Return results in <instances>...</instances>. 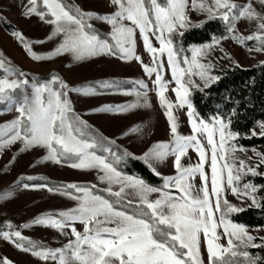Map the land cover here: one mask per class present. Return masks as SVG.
Listing matches in <instances>:
<instances>
[{
	"label": "snow or ice",
	"instance_id": "obj_1",
	"mask_svg": "<svg viewBox=\"0 0 264 264\" xmlns=\"http://www.w3.org/2000/svg\"><path fill=\"white\" fill-rule=\"evenodd\" d=\"M108 6L111 11L101 13L68 0H27L20 15L26 19L35 15L50 25V31L44 40L37 41L29 40L15 28L11 35L34 61L62 54L70 57L72 64L98 56L135 60L151 80V89L144 79L127 81L132 84L130 89H125L124 82L116 79L71 85L55 71L41 78L0 54V114L14 112L11 119L0 123V151L17 144L18 152L42 151L40 160L68 163L78 170H95L96 180L104 185L76 182L50 185L43 177H17L0 190V200L12 197L14 189L23 187L46 189L74 200L75 204L41 212L18 226L5 219L0 222V239L30 253L42 264L49 261L55 264H239L237 257H243L245 264H259L260 257H251L246 249L264 247V236H254L245 224L229 219L232 213L243 209L225 196L230 190L233 195L240 193L259 206L256 193L264 190V185L244 183L242 190L236 185L242 182L245 172L260 176L264 173H257L251 166V157L236 155L247 149L236 142L241 134L230 127L235 107L227 113L218 108L210 117L211 123L198 119L191 90L200 87L193 75L203 81L204 88L220 79L212 74L216 65L208 57L221 40L229 36L238 44L254 40L255 51L264 53V0H255V4L253 0H108ZM189 11L202 14L204 19L194 23ZM0 20L6 18L0 17ZM212 20L222 22L224 34L212 35L209 41L199 45H189L187 51L191 52V59L184 55L181 67V54L185 49L177 45L184 30ZM241 20L254 24L255 30L243 35L238 29ZM95 21L106 23L108 31H97ZM137 31L144 50L151 57L150 63H145L136 52ZM150 37H154L159 47L154 46ZM52 40L56 43L50 50H33V43ZM164 55L167 70L175 82V87L171 88L175 101L164 95L169 86L163 75ZM228 58L231 59L230 54ZM109 90L133 94L135 99L124 104H100L88 108L86 113L75 109L73 94L91 96ZM150 91L155 92L158 103L166 109L163 114L170 137L153 142L139 156L84 118L86 114L150 108ZM174 105L186 108L189 135L179 131V121L173 115ZM256 125L260 131L249 130L250 135L264 137V121L258 120ZM144 127V124H133L121 136L143 134ZM198 133L206 134L210 146V188L205 171L207 156ZM214 137H218V143ZM189 148L196 152L199 160L185 165L182 157L187 156ZM251 151L260 158L259 163L264 164V153L254 147ZM169 157H172L174 173L164 175L158 165ZM128 158L141 160L162 183L152 185L143 178L127 175L121 166ZM15 160L16 156L12 155L4 168ZM218 160L225 162L218 167ZM197 174L199 184L192 179ZM35 179L44 182H23ZM77 222L82 225V231L75 226ZM30 226L50 227L61 237L69 238L53 248L24 236L20 229ZM257 239L261 241L259 245L254 244ZM0 264L14 262L3 257Z\"/></svg>",
	"mask_w": 264,
	"mask_h": 264
},
{
	"label": "rangeland",
	"instance_id": "obj_2",
	"mask_svg": "<svg viewBox=\"0 0 264 264\" xmlns=\"http://www.w3.org/2000/svg\"><path fill=\"white\" fill-rule=\"evenodd\" d=\"M26 2L27 0H0V17H5L6 20L4 21L12 26V30L8 31L2 26L0 20V54L11 59L14 64L40 77L55 71L71 85L83 84L87 81L97 79H118L124 82L123 87L125 89H130L132 87L131 83H128L131 87H125L127 81L144 79L148 83L149 88H152L151 80L144 75L143 69L135 60L121 61L110 56H98L89 58L79 64H72L70 62V57L63 54L42 61L32 60L24 51L22 45L11 35L12 31L14 28L19 29L24 36L31 41L44 40L50 31V25L40 21L35 15L31 18H23L20 15V11ZM72 2L81 5L86 10H95L101 13L111 11V8L108 6V0H72ZM240 2H243V0H240ZM253 2L255 4V0H253ZM256 6L259 7L258 5ZM188 15L194 23L204 19L202 14H197L195 11H189ZM94 25L100 32L108 31V25L102 21H95ZM238 29L243 35H248L255 30V26L254 24H247L245 20H241L238 23ZM150 39H152L154 46L159 47L154 37H150ZM55 43V40L33 43L32 47L34 51L44 52L50 50ZM255 46L256 42L254 40L246 41L244 44L234 42L230 36L221 40L220 45L217 46L208 57V59L216 65L212 70V74L216 75L215 71L222 67H232L234 65L247 67L264 61V53L255 51ZM221 48L223 51H221ZM187 49L188 47L185 49V52L181 54V67H183L184 55H187L188 58L191 59V52L187 51ZM136 52L143 58L145 63H150L151 57L144 50L138 31ZM228 54L231 55V59L228 58ZM162 60L165 64L164 79L169 81L168 89L164 95L167 99L175 101V94L171 91V88L175 87V82L172 80L171 72L167 70L166 55L162 56ZM233 60L236 61L235 64L232 62ZM193 80L199 84L200 87L204 86L203 81L195 75H193ZM149 98L151 101L150 108L141 107L124 113L86 114L84 118L89 120L92 125L101 129L106 135L117 138V143L127 147L132 153L141 155L153 142L157 140H168L170 137L167 118L163 114L166 109L160 106L154 91L149 92ZM72 99L75 109L78 112L86 113L88 108L96 107L100 104H124L134 100L135 96L130 93L123 94L109 90L103 94L91 96L73 94ZM185 113L186 108L181 109L177 105L173 106V115L176 116L179 121V131L184 135H189L191 129L187 123ZM13 115L14 112L0 114V123L11 119ZM197 118L199 119V117ZM133 124H144L143 134L134 133L128 136H121V133ZM253 130L257 133L260 131L257 125ZM197 137L201 140L205 148V154L207 156L205 171L209 176L208 186L210 188L211 173L208 167V165L211 164L210 146L207 144L206 134L198 133ZM214 139H216L217 143L219 142L218 137H214ZM18 147L19 145L17 144L13 145L11 149L0 151V190L5 189L21 175L25 177L44 175L50 180L63 183H96L100 187L104 186L99 185V182L96 180L95 170H78L71 168L68 163L55 164L51 161H43L40 160V157L43 155L42 151L28 150L25 152H18ZM253 147L258 152L264 153V145H258L245 147L247 151L237 152L236 155L242 158L251 157V160L259 162L260 158L251 151ZM12 155L16 156L15 162L8 168H4V165ZM217 155H219V153ZM198 160L199 157L191 148L188 149L187 156L182 157V162L185 165L189 163L195 164ZM224 162L225 161L218 160V167ZM235 163L238 164V161ZM158 170L164 175L173 174L172 157H169L165 163L158 165ZM247 174L249 173L245 172L242 182L236 185L241 190L243 189L244 183H250L249 180L245 179ZM192 179H194L195 183L199 184L198 174ZM154 195L155 194H153V198ZM225 198L240 208L255 206L248 197H241L240 193L233 195L230 190L226 192ZM74 204V200L60 194L49 193L46 189H25L23 187H18L14 189L12 197L6 200H0V222L8 219L18 226L21 223L29 221L41 212L64 209L72 207ZM75 226L78 230L82 231V225L79 222H77ZM262 227L264 226L254 228L247 227V229L254 236L260 237L264 236V230H258ZM20 230L24 236L41 241L53 248L61 246L62 243L66 242L69 238L61 237L56 230L44 226H30L29 228ZM220 231H222V229ZM221 242L226 243L224 240ZM254 244H256V241H254ZM3 257L12 260L14 264H42L38 258L32 257L30 253L18 250L12 244L0 239V258ZM204 259L206 260V252ZM48 264H55V262L49 261Z\"/></svg>",
	"mask_w": 264,
	"mask_h": 264
},
{
	"label": "trees",
	"instance_id": "obj_3",
	"mask_svg": "<svg viewBox=\"0 0 264 264\" xmlns=\"http://www.w3.org/2000/svg\"><path fill=\"white\" fill-rule=\"evenodd\" d=\"M68 2L73 3L72 0H68ZM1 22L6 30H12L10 24L4 20H1ZM97 31L99 30L97 29ZM223 34L224 28L220 20L208 21L200 26H193L184 30L177 47L186 49L189 45H198L209 41L212 35L220 36ZM215 73L216 76L220 77L219 80L211 83L206 88L203 86L191 90V99L198 117L204 118L210 123V117L217 113L218 108L222 112L227 113L235 107L236 113L232 117L230 127L233 131H238L241 134L236 142L245 147L264 145V137L259 135L252 136L249 131L254 129L256 121H264V64L259 62L247 67L239 65L222 67L217 69ZM44 77L41 76V78ZM125 87L128 88L131 85L127 83ZM251 166L256 168L257 173H264V164L251 160ZM121 170L127 175L143 178L152 185H160L162 183L161 179L155 176L138 159L128 158L121 166ZM40 177L46 178L50 185L65 184L60 181L50 180L44 175H39L36 178ZM245 179L256 185H264V176L249 173ZM23 182L43 183L44 181L35 179ZM256 195L259 206H246L242 208L241 212L232 213L229 219L235 223H243L249 228L264 226V200L260 199L264 197V190H258ZM255 241L257 245L261 243L259 239ZM246 250L251 257H260L259 264H264V247L249 246ZM237 260L239 264H245L243 257H237Z\"/></svg>",
	"mask_w": 264,
	"mask_h": 264
}]
</instances>
